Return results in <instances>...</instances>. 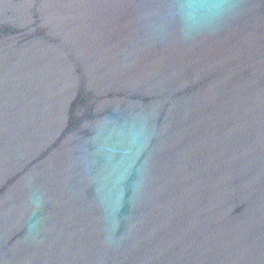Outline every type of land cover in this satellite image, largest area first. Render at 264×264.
<instances>
[{"label": "water", "instance_id": "1", "mask_svg": "<svg viewBox=\"0 0 264 264\" xmlns=\"http://www.w3.org/2000/svg\"><path fill=\"white\" fill-rule=\"evenodd\" d=\"M225 2L0 0V264H264V0Z\"/></svg>", "mask_w": 264, "mask_h": 264}, {"label": "clouds", "instance_id": "2", "mask_svg": "<svg viewBox=\"0 0 264 264\" xmlns=\"http://www.w3.org/2000/svg\"><path fill=\"white\" fill-rule=\"evenodd\" d=\"M225 11V0H177L173 7V14L179 18L186 37L210 26Z\"/></svg>", "mask_w": 264, "mask_h": 264}]
</instances>
